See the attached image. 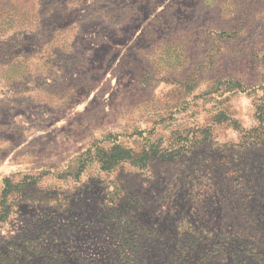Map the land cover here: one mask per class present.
I'll list each match as a JSON object with an SVG mask.
<instances>
[{
	"label": "rangeland",
	"instance_id": "1",
	"mask_svg": "<svg viewBox=\"0 0 264 264\" xmlns=\"http://www.w3.org/2000/svg\"><path fill=\"white\" fill-rule=\"evenodd\" d=\"M0 5V264H264V0Z\"/></svg>",
	"mask_w": 264,
	"mask_h": 264
},
{
	"label": "trees",
	"instance_id": "2",
	"mask_svg": "<svg viewBox=\"0 0 264 264\" xmlns=\"http://www.w3.org/2000/svg\"><path fill=\"white\" fill-rule=\"evenodd\" d=\"M4 12L7 13L8 10L5 8V6L0 5V13L3 14Z\"/></svg>",
	"mask_w": 264,
	"mask_h": 264
}]
</instances>
